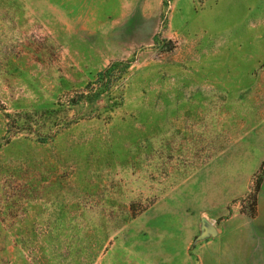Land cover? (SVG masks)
I'll list each match as a JSON object with an SVG mask.
<instances>
[{
    "label": "rangeland",
    "instance_id": "1",
    "mask_svg": "<svg viewBox=\"0 0 264 264\" xmlns=\"http://www.w3.org/2000/svg\"><path fill=\"white\" fill-rule=\"evenodd\" d=\"M204 222L264 235V0H0V264H185Z\"/></svg>",
    "mask_w": 264,
    "mask_h": 264
},
{
    "label": "crops",
    "instance_id": "2",
    "mask_svg": "<svg viewBox=\"0 0 264 264\" xmlns=\"http://www.w3.org/2000/svg\"><path fill=\"white\" fill-rule=\"evenodd\" d=\"M218 233L219 231L215 229L213 236L215 239H206L193 251V261H186L185 264H264V235L262 232L261 235L252 236L251 240L245 241L247 249L242 254L241 252L237 254L236 250L227 248L229 244L234 243L240 248V240L226 243L221 237L219 238ZM238 255H242L243 260L235 262L239 259Z\"/></svg>",
    "mask_w": 264,
    "mask_h": 264
},
{
    "label": "water",
    "instance_id": "3",
    "mask_svg": "<svg viewBox=\"0 0 264 264\" xmlns=\"http://www.w3.org/2000/svg\"><path fill=\"white\" fill-rule=\"evenodd\" d=\"M203 226H204V230L206 234L212 235V236L215 235V229L210 223L204 222Z\"/></svg>",
    "mask_w": 264,
    "mask_h": 264
},
{
    "label": "trees",
    "instance_id": "4",
    "mask_svg": "<svg viewBox=\"0 0 264 264\" xmlns=\"http://www.w3.org/2000/svg\"><path fill=\"white\" fill-rule=\"evenodd\" d=\"M110 70H113L112 69V67H110L107 71H105V72H103V73H100L99 74V77L101 78L102 76H107V77H109L110 78V73L112 72H110ZM94 94V93H93ZM90 95H92V94H90Z\"/></svg>",
    "mask_w": 264,
    "mask_h": 264
}]
</instances>
